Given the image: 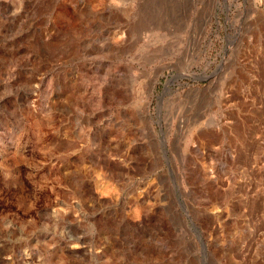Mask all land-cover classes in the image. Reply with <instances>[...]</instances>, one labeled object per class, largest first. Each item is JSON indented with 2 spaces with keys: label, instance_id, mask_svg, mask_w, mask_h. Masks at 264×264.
<instances>
[{
  "label": "rangeland",
  "instance_id": "1",
  "mask_svg": "<svg viewBox=\"0 0 264 264\" xmlns=\"http://www.w3.org/2000/svg\"><path fill=\"white\" fill-rule=\"evenodd\" d=\"M248 9L0 0V264H264Z\"/></svg>",
  "mask_w": 264,
  "mask_h": 264
},
{
  "label": "bare ground",
  "instance_id": "2",
  "mask_svg": "<svg viewBox=\"0 0 264 264\" xmlns=\"http://www.w3.org/2000/svg\"><path fill=\"white\" fill-rule=\"evenodd\" d=\"M249 10H251V9L243 11L240 15L241 27L239 26L240 27V36L239 35L238 36L241 39L239 41V44L241 46H244V47L245 46L252 47V48L255 47L256 52L254 54H252L251 58L255 59L259 62H262V61H264V17L260 18V16H255L254 13H252ZM257 15H259V14H257ZM259 134H261V133H259ZM256 136L258 137V134ZM142 230H144V229H142ZM7 260H8L7 262H9V259H7Z\"/></svg>",
  "mask_w": 264,
  "mask_h": 264
}]
</instances>
